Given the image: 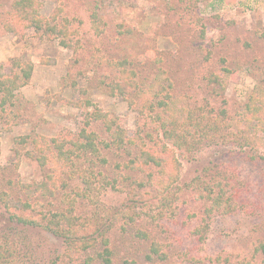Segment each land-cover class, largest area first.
<instances>
[{
	"label": "rangeland",
	"instance_id": "rangeland-1",
	"mask_svg": "<svg viewBox=\"0 0 264 264\" xmlns=\"http://www.w3.org/2000/svg\"><path fill=\"white\" fill-rule=\"evenodd\" d=\"M14 1L0 0V67L21 59L34 68L17 92L20 121L8 118L0 107V187L53 174L60 192L51 201L41 198L44 205L56 210L61 198L74 200L86 230H92L90 224L105 231L114 264L260 261L256 248L264 242V124L245 107L264 87V0H36L40 16L49 19L58 10L59 18L71 21L70 47L33 27L23 34L6 33L3 20ZM96 10L102 17L100 29L93 23ZM120 59L135 67L141 88L148 90L152 83L166 88L179 112L199 116L213 110L227 123L240 120L224 129L242 136L243 142L231 136L183 156L162 133L146 125L152 100L144 91L128 99L110 93L100 81L101 68ZM96 110L130 137L140 133L147 147L158 153L163 154L165 144L175 151L179 178L167 198L148 183V173L157 172V167L117 169L128 158L126 151L104 149L105 165L95 155L39 164L42 148L48 146L49 154L55 150L53 139L76 140L87 130L98 135V144L109 141L103 121L94 118ZM102 174L111 183L117 180L116 188ZM200 177L221 182L232 199L230 212L206 218L207 200L200 196L198 182L192 184ZM1 206L0 234L12 233L20 257L32 255L31 264H86L85 253L70 257L62 238L38 227L15 225ZM201 225L206 228L204 239L195 232ZM142 231L148 237H142ZM154 241L165 246V259L148 257Z\"/></svg>",
	"mask_w": 264,
	"mask_h": 264
},
{
	"label": "trees",
	"instance_id": "trees-1",
	"mask_svg": "<svg viewBox=\"0 0 264 264\" xmlns=\"http://www.w3.org/2000/svg\"><path fill=\"white\" fill-rule=\"evenodd\" d=\"M62 13V12H61ZM60 13V14H61ZM59 11L49 19L40 16L39 6H36V0H15L3 20V29L6 33L23 34L27 28L33 27L38 33L50 38H59L62 46L70 47L72 45L71 21L67 17H60ZM8 17V18H7ZM93 23L97 29L102 25V17L99 12L94 11L92 14ZM99 26V27H98ZM120 27L130 32V28ZM127 59H120L117 62H109L108 67L101 68L100 81L103 82L112 94H137L145 92V98H151L149 114L142 109V114L147 115L146 125L149 128H155L162 133L164 138L173 146L177 147L183 156H187L191 149L199 150L210 142L220 141L221 139H229L231 136L237 139L241 144L242 136L231 133L224 127H231L235 123L241 124L240 120L228 122L221 113H214L213 110L197 116L195 114L184 111L179 112L178 105L170 94L166 92V88H161L157 84L152 83L151 88L145 90L141 88L139 75L135 67H128ZM33 63L31 61L15 59L6 66L0 67V107L5 111L6 116L20 121V106L17 105V92L26 85L33 74ZM217 79V77H215ZM250 103L246 104L245 109L250 114L258 118L264 124V87L258 88L251 96ZM94 114L95 120H102L110 133L109 141H100L98 144V135L95 132L81 131L80 137L76 140L64 137L63 140L53 139L55 142V150L49 154L46 148H42V154L38 156L37 161L44 167L49 161L55 162H71L75 157L95 155L102 164H107V157L103 155L104 149H115L116 151H126L128 158L121 165H116L121 171H143L147 167H157V172L148 173V183L154 187L158 193L167 198L175 181L179 178L180 162L174 150H170L167 145H163L165 149L163 154L147 147L144 138L138 133L136 136L130 137L127 130L116 124L115 120L109 118L102 110H96ZM224 116L226 113L221 111ZM253 116V117H254ZM8 117V118H9ZM160 123V124H159ZM222 130H225L222 133ZM196 133L198 134L197 136ZM239 133V132H237ZM149 136V133L147 134ZM26 142L25 137L21 138ZM208 139H210L208 141ZM49 145V144H48ZM130 148L133 151H130ZM135 151V153H134ZM34 152L28 155L33 157ZM51 155V156H50ZM189 157V156H188ZM56 167L57 164H56ZM1 169V166H0ZM102 178L106 183L116 188V181L111 183ZM124 179V178H123ZM193 185L198 182V189L202 191L201 195L206 198L205 206L206 218L211 217L215 212L228 213L232 210V199L220 181L217 179L198 178L192 181ZM10 187L0 189V205L4 208L10 222L17 226L27 228H41L51 232L65 241L68 255L75 257L80 253L86 254V264H114L113 250L109 246V239L105 231H99L92 225L88 228L77 215L76 202L69 197L61 198L62 204L56 210L48 209L41 198L52 200L53 196L60 192V185L57 184L53 174H46L41 181H19L11 182ZM203 188H202V186ZM197 186V187H198ZM24 196V197H21ZM19 196V198H14ZM60 202V203H61ZM64 203L66 207H64ZM205 220V219H204ZM87 229V230H86ZM205 226L201 225L196 228L200 239H204ZM98 233V237H96ZM142 237H148L144 231L140 232ZM32 253V250H30ZM256 253H260L261 258L255 264H264V242L257 248ZM20 250H17L16 243L12 238V233L3 232L0 234V264H27L26 259L31 264L33 256H21ZM153 254L158 255L159 259L166 258L165 246L154 241L150 246L148 257L154 259ZM74 259V258H72ZM135 264L134 262H127ZM46 264H55L54 261Z\"/></svg>",
	"mask_w": 264,
	"mask_h": 264
}]
</instances>
